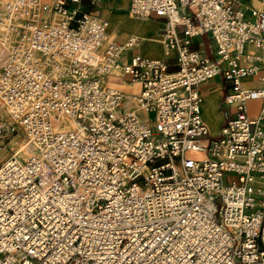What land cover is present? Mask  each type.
<instances>
[{
  "label": "built area",
  "instance_id": "obj_1",
  "mask_svg": "<svg viewBox=\"0 0 264 264\" xmlns=\"http://www.w3.org/2000/svg\"><path fill=\"white\" fill-rule=\"evenodd\" d=\"M102 1L0 0V264H264V10L128 0L162 22L152 59ZM219 76L235 112L213 136Z\"/></svg>",
  "mask_w": 264,
  "mask_h": 264
},
{
  "label": "crops",
  "instance_id": "obj_2",
  "mask_svg": "<svg viewBox=\"0 0 264 264\" xmlns=\"http://www.w3.org/2000/svg\"><path fill=\"white\" fill-rule=\"evenodd\" d=\"M104 1H108L107 3L104 4L103 9L99 12L97 11V13H101V15L103 17H106L107 19L111 18L113 16V13H115V11H126L129 13V4L126 1H121L120 3L116 4L114 1H118V0H104ZM244 3V6H248L251 8H257V9H262L264 10V0L261 1H257V0H242ZM115 7L114 10H111L110 8ZM157 23H159L162 28V22L161 21H157L155 20ZM136 24V26H142L141 29H139L138 31L145 33V36L140 37L142 38V42L148 43L147 45H145V43H143V45H138V48L135 49V52L140 53L141 55H144L146 57L149 58H163V52H162V44H161V38L160 36H151L148 37V34L152 31L158 30L160 27L158 26H152L150 23L148 22H137L134 23ZM130 35V34H128ZM126 35V36H128ZM147 40V42L145 41ZM206 39L203 38H196L194 39V45H196L195 41L198 42L199 45H197L194 49L199 50L200 52H202L203 54H207L208 53V47H207V52H206V47L204 45V41ZM120 41H123V38L120 39ZM208 41V40H207ZM153 43V44H157L159 46V50L153 48H149L148 46ZM141 44V43H140ZM209 44V42H208ZM161 56V57H160ZM120 78V77H119ZM113 83H115L116 85H120L121 87H123L122 83H119L117 81L118 76H113ZM249 84H252L254 86H259V82L254 81L253 79L249 81ZM200 92L203 96V103H202V117L204 122L206 123V125L208 126L209 130L211 131L213 136H217L220 134V131L222 129V126L224 125V123L231 118L232 116H234V108L231 107L230 105H228L225 102V94H226V83L224 82V79L219 76L216 78H213L209 81H206L204 83L201 84L200 86ZM222 106H226L228 108L227 112H224L222 110ZM250 106H252V108H256L257 106H260V102H251Z\"/></svg>",
  "mask_w": 264,
  "mask_h": 264
},
{
  "label": "rangeland",
  "instance_id": "obj_3",
  "mask_svg": "<svg viewBox=\"0 0 264 264\" xmlns=\"http://www.w3.org/2000/svg\"><path fill=\"white\" fill-rule=\"evenodd\" d=\"M121 1L122 0H118V1H114V2L116 4H118ZM107 2L108 1H102L97 6L90 7L89 8L90 12H92L93 14H95L97 16L103 17L101 15V13H97V11L100 12L103 9L104 4L107 3ZM110 9L114 10L115 7H112ZM103 18L107 19L106 17H103ZM107 21L109 23V29H110L113 37L116 38L119 41L122 38H123V40H125L126 37H127L126 35H128V34H134V35H137V36H140V37L145 36V33H142L140 31H138L139 29L142 28V26H136V24H134V23H136V21L137 22H144L145 21V22L150 23L152 26L156 25V26L160 27L158 30L150 32L148 34V37H151L152 35L153 36H160L161 31H162V26L159 23H157L154 19H147V18H141V17L132 16L130 13H128L126 11H122V10H119V11L116 10L115 13H113V16L111 18L107 19ZM145 41L147 42V40H145ZM143 43H145V42H141V44H139V45H143ZM195 43H196V45H193L194 48L197 45H199L198 42L195 41ZM147 44L148 43H145V45H147ZM204 45L206 47V52H207V47H208V41L207 40L204 41ZM148 47L149 48H153L154 47L155 49L159 50V46L157 44L151 43ZM137 48H138V45L134 48V50L137 49ZM134 50H131L130 52L132 53V52H134ZM0 55H1V51H0ZM116 86L118 88L131 89V88L125 87L124 85H123V87H121L120 85H116ZM252 102H255V101H252ZM1 107L2 106L0 105V118L3 121H6L7 118H8L7 110H5V108H3V107L1 108ZM1 109H2V111H1ZM222 110L224 112H227L228 108L226 106H222ZM209 132L212 135L210 130H209ZM15 141H13V143Z\"/></svg>",
  "mask_w": 264,
  "mask_h": 264
},
{
  "label": "bare ground",
  "instance_id": "obj_4",
  "mask_svg": "<svg viewBox=\"0 0 264 264\" xmlns=\"http://www.w3.org/2000/svg\"><path fill=\"white\" fill-rule=\"evenodd\" d=\"M112 1V0H111ZM122 1H126L128 4H129V1L128 0H122ZM113 2V1H112ZM129 13L131 14V12H130V10H129ZM132 15V14H131ZM133 16V15H132ZM132 36H137V35H134V34H130V35H128L127 37H126V39L125 40H123V41H119V40H117L116 38V40L118 41V42H120V43H125L130 37H132ZM161 41V40H160ZM141 42H142V40H141ZM140 42V43H141ZM139 43V44H140ZM161 44H162V41H161ZM162 52H163V45H162ZM146 57V56H145ZM163 57H164V52H163ZM152 59H157V58H152ZM161 59V58H160ZM115 76H117V75H115ZM119 77V76H118ZM121 78V77H120ZM111 82H112V84H114V85H116L115 83H113V79H111ZM125 87H128V88H130L128 85H127V83L126 82H123L122 83ZM2 108V107H1ZM6 110V109H5ZM1 111H2V109H1ZM4 112V111H3ZM201 114H202V107H201ZM64 127H66V128H71V124H69V123H66L65 125H64Z\"/></svg>",
  "mask_w": 264,
  "mask_h": 264
}]
</instances>
